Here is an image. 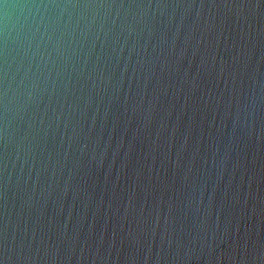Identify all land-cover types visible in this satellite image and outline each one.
I'll return each instance as SVG.
<instances>
[{
	"label": "water",
	"instance_id": "95a60500",
	"mask_svg": "<svg viewBox=\"0 0 264 264\" xmlns=\"http://www.w3.org/2000/svg\"><path fill=\"white\" fill-rule=\"evenodd\" d=\"M0 264H264V0H0Z\"/></svg>",
	"mask_w": 264,
	"mask_h": 264
}]
</instances>
